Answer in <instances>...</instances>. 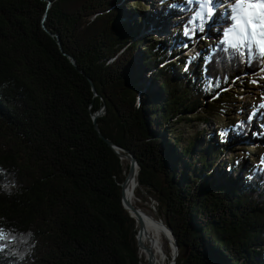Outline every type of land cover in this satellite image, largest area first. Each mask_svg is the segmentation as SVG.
I'll list each match as a JSON object with an SVG mask.
<instances>
[{
	"label": "trees",
	"instance_id": "obj_1",
	"mask_svg": "<svg viewBox=\"0 0 264 264\" xmlns=\"http://www.w3.org/2000/svg\"><path fill=\"white\" fill-rule=\"evenodd\" d=\"M125 1L50 0L46 28L61 49L42 24L43 0H0V230L9 236L0 264H143L122 204L127 171L94 125L104 106L100 133L137 157L140 187L179 246L176 264H264V165L242 175L244 158L219 163L229 133L248 135L254 119L183 147L170 129L226 115L219 105L238 78L262 79L264 64L222 45L181 56L192 46L184 39L146 42L141 24L152 19L128 23ZM191 18L173 35L194 36Z\"/></svg>",
	"mask_w": 264,
	"mask_h": 264
},
{
	"label": "rangeland",
	"instance_id": "obj_2",
	"mask_svg": "<svg viewBox=\"0 0 264 264\" xmlns=\"http://www.w3.org/2000/svg\"><path fill=\"white\" fill-rule=\"evenodd\" d=\"M46 4L47 11H45L44 14H47L46 22H43L42 24L46 26L48 23V17L49 12L48 10L52 8L53 3L49 4L47 1L50 0H43ZM174 3H182L185 5H190V7L197 8V3L193 2V0H126L123 3V6L126 8L124 9V16L127 17V22H135L137 18L140 16V19L142 16L148 17L149 19H152V22L149 23V28H146L144 25L145 21H142V30H141V36H143L146 40V42H153V41H166L168 38L172 37H179L180 41H187L186 44L193 45L191 48H187L181 56L186 55H192V54H204L205 49L211 48V45L216 44L217 41H219L220 36L216 35V26L221 27V30H225L223 25L220 26V22L222 20L227 19V13L228 11H221L220 15L214 14V18L212 19L213 25L210 21L206 22L205 24V34H199L198 36H194L192 39H185V37L182 36L181 31L180 33H176L173 35V33L176 32L177 28H175V21L178 22V18L170 16V12L168 11V7H170ZM130 5V7H128ZM133 5L140 6L138 8V13L135 14L134 17H132V13L129 8H131ZM193 5V6H192ZM158 7H164V11L158 12ZM220 12V11H218ZM159 18L162 19V21L158 20ZM141 21V20H140ZM147 21V20H146ZM229 21V18H228ZM230 22V21H229ZM174 23V24H173ZM154 29H152V27ZM226 28V27H225ZM211 35H210V34ZM216 35V37H214ZM208 37L209 39H206ZM216 38V39H215ZM191 40V41H189ZM206 40V41H205ZM149 45L151 43H148ZM147 46V44H146ZM143 50V48H141ZM140 52V51H139ZM139 52H135L136 60H137V67L138 71H142V65L140 61V54ZM180 59H178L179 61ZM137 71V69H136ZM264 74V71L260 73V75ZM253 75H242L238 78V84L239 86L233 87L231 91L229 92L230 95L225 97L222 101H224L223 105H219L220 107H223L220 109V112L226 113V115L218 114L216 117L211 119L207 125H203L199 119L196 116H192V121L188 122L186 120L175 123L172 125L170 129H172V137L180 138L182 147L188 144L189 140L196 139L197 137L201 140L205 139L207 135H210V133L214 131H221L224 129H229L230 127H237L239 125L241 120H248L249 116L252 113H256L254 116V126L256 129H259V134L261 135H254L256 133V130L253 129V131L246 136H239V134H230L229 131V139L227 142H225V145L228 147V151L225 152L223 155H221L220 164H224L225 166H232L236 164V160L238 158H244L246 160V163L243 165L242 172L244 175V171L247 173H253L254 168H256L259 163H261L262 158H264V130L262 129L264 127V115L261 116V113L264 112L263 109L259 108V105L261 103H264V79H257L255 77H252ZM255 81V83H253ZM146 83V82H143ZM151 87V86H150ZM152 88V87H151ZM205 101V99H203ZM212 100H206L205 102H211ZM200 113V112H198ZM191 117V116H190ZM164 129H162L163 131ZM262 130V131H261ZM164 133V132H161ZM113 150V149H112ZM125 161V162H124ZM123 165L126 169V176L128 175V168L129 167V161L124 160ZM123 167V168H124ZM124 177V173L122 175ZM245 178V177H244ZM137 207L138 209L146 212L147 214L158 217L161 216L158 213L157 202L152 199L144 190L140 187L137 190ZM128 213V212H127ZM131 218V214L129 215ZM163 219V217L161 216ZM133 219V218H132ZM159 219V217L157 218ZM134 220V219H133ZM164 221V219H163ZM165 222V221H164ZM135 223V228L137 230L138 234V226ZM137 239V236H136ZM166 240V239H165ZM164 240V251L165 255L167 256L168 263H170L171 257H172V251L170 247V243L166 240ZM139 245L141 252V239L138 237ZM138 243V242H137ZM142 259L143 264H149L150 262H147L145 258L142 256L140 257ZM159 264V263H158Z\"/></svg>",
	"mask_w": 264,
	"mask_h": 264
},
{
	"label": "snow or ice",
	"instance_id": "obj_3",
	"mask_svg": "<svg viewBox=\"0 0 264 264\" xmlns=\"http://www.w3.org/2000/svg\"><path fill=\"white\" fill-rule=\"evenodd\" d=\"M196 3L198 11L189 21L193 25L199 22L198 29H191L193 35L197 31H205V24L214 18L216 7V0H196ZM229 20L230 25L224 30L223 39L220 41L223 52L236 60L246 58V62L264 64V0H232ZM188 34L186 29L185 35ZM259 108L264 109V103ZM255 114L249 116V121ZM237 127H243V122ZM261 164L264 165V159ZM5 240H9V236L0 230V241ZM0 251H3V246H0Z\"/></svg>",
	"mask_w": 264,
	"mask_h": 264
},
{
	"label": "bare ground",
	"instance_id": "obj_4",
	"mask_svg": "<svg viewBox=\"0 0 264 264\" xmlns=\"http://www.w3.org/2000/svg\"><path fill=\"white\" fill-rule=\"evenodd\" d=\"M49 4L51 2L48 1ZM225 11H228L225 9ZM229 12V11H228ZM213 25V21H210V25ZM228 19L222 20L220 22V26L223 25L224 29L226 26L225 24H228ZM221 28V27H220ZM55 37V36H53ZM126 159H122V162ZM125 162V161H124ZM129 172V170H128ZM139 169L137 168L135 171V174L131 178V180L128 182L125 190H124V199L126 202V206L128 207V211H130V214L132 218L136 220V224L138 226V237L141 239V253L140 255L147 260V262H150L149 264H167V256L165 255V249H164V240L166 239L171 245V251H172V257L174 252V243L172 240V237L170 236L169 232L165 228L164 223L157 219L154 216H151L147 214L146 212L136 208L137 207V190L140 188L138 177H139ZM128 176V175H127ZM125 172H124V179ZM125 181V180H124ZM134 209H137L141 212V216L133 211ZM143 225H141V223ZM165 240V241H166ZM172 257L170 260V263L172 262Z\"/></svg>",
	"mask_w": 264,
	"mask_h": 264
},
{
	"label": "water",
	"instance_id": "obj_5",
	"mask_svg": "<svg viewBox=\"0 0 264 264\" xmlns=\"http://www.w3.org/2000/svg\"><path fill=\"white\" fill-rule=\"evenodd\" d=\"M48 9V8H47ZM46 19H47V14H44V17L42 19V23L43 22H46ZM44 29L51 35V36H55L57 37V40H58V43H59V46L60 48L62 49V44H61V41H60V38L59 36L57 35H54L52 34L51 32H49L46 28V26H44ZM69 59L71 60L72 64L77 68V63H76V60L71 57V56H68ZM107 113V108L104 106L102 109H100L96 114L93 115V120H94V125H95V129L97 132H99V135L100 137L103 139V141L105 143L108 144V146L113 149V151L116 153V155L118 156V158H120L121 160L122 159H126L127 161H129V172H128V176L127 178L125 179V181L122 183L121 187H122V204L125 208V210L128 212V214L130 215V211H128V207L126 206V202H125V199H124V190L128 184V182L131 180V178L133 177V175L135 174V171L136 169L138 168L140 170V166L138 164V159L137 157L128 149H125V148H122L121 146L115 144L113 141L105 138L101 133H100V130H99V126H98V119L100 117H103L105 116ZM139 174V173H138ZM138 182H139V177H138ZM140 185V184H139ZM133 211L136 212L137 214H139L141 216V212L137 209H134L133 208ZM159 219L164 223L165 225V228L167 229V231L169 232L170 236L172 237V240H173V243H174V252H173V257H172V262L171 264H176V259L179 255V246L176 242V238L171 230V228L163 221V219L161 218V216H158ZM141 225H143L142 222H140Z\"/></svg>",
	"mask_w": 264,
	"mask_h": 264
},
{
	"label": "clouds",
	"instance_id": "obj_6",
	"mask_svg": "<svg viewBox=\"0 0 264 264\" xmlns=\"http://www.w3.org/2000/svg\"><path fill=\"white\" fill-rule=\"evenodd\" d=\"M46 11H47V8H46Z\"/></svg>",
	"mask_w": 264,
	"mask_h": 264
}]
</instances>
